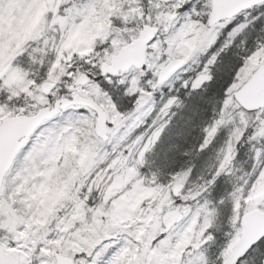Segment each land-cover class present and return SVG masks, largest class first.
I'll return each mask as SVG.
<instances>
[{
  "label": "snow or ice",
  "instance_id": "obj_1",
  "mask_svg": "<svg viewBox=\"0 0 264 264\" xmlns=\"http://www.w3.org/2000/svg\"><path fill=\"white\" fill-rule=\"evenodd\" d=\"M0 264H264V0H0Z\"/></svg>",
  "mask_w": 264,
  "mask_h": 264
}]
</instances>
